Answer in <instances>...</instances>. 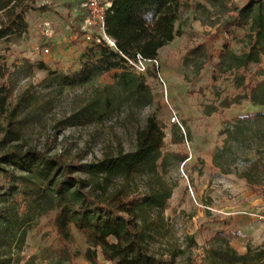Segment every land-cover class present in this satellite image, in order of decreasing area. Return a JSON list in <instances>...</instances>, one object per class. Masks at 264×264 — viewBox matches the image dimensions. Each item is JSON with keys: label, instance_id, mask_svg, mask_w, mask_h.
I'll return each mask as SVG.
<instances>
[{"label": "rangeland", "instance_id": "rangeland-1", "mask_svg": "<svg viewBox=\"0 0 264 264\" xmlns=\"http://www.w3.org/2000/svg\"><path fill=\"white\" fill-rule=\"evenodd\" d=\"M252 1L183 0L178 36L160 50L152 80L145 79L152 102L136 104L117 86L120 71L84 85L62 83L63 75L78 71L95 35L85 28L83 0H34L26 14L28 32L0 40V155L41 153L70 166L96 165L119 151L135 152L138 131L153 117L165 134L155 171L129 180L83 172L73 177L103 198L119 191L128 199L168 192L165 208L141 221L147 252L161 264H230L215 252L247 255L234 264H264V184L251 187L242 178L244 157L264 164V123L245 131V144L227 150L221 167L214 165L225 123L264 112L249 94L263 80L258 65L220 64L226 45L233 55L249 53L254 13L241 25L237 17ZM199 48L206 53L198 55ZM257 97L264 100V89ZM254 178L262 180L264 173ZM55 216L32 214L20 229L0 223V259L92 264L85 235L71 228L65 240ZM98 264H110L100 252Z\"/></svg>", "mask_w": 264, "mask_h": 264}, {"label": "trees", "instance_id": "trees-1", "mask_svg": "<svg viewBox=\"0 0 264 264\" xmlns=\"http://www.w3.org/2000/svg\"><path fill=\"white\" fill-rule=\"evenodd\" d=\"M183 0H112L106 11L107 35L115 42L109 47L105 42L92 38L80 59L81 64L72 75H63L65 86L84 85L105 73L120 71L116 75L117 86L127 98L136 104H150L152 95L144 76L134 75L127 65L128 59L140 55L144 59H157L159 52L178 36V21ZM258 4L253 10L252 3ZM34 0H0V40L21 37L29 30L26 14L33 9ZM253 11V12H252ZM253 15L254 37L249 53L233 55L229 47H223L221 65L231 61L237 67L257 64V74L263 80L251 89L250 96L256 106L262 107L257 92L264 89V0H253L238 14L239 25ZM195 52L202 56L205 50ZM58 75V73H54ZM0 96V105L3 102ZM230 106L232 103H225ZM264 123V112L238 117L225 123L222 134L224 147L217 151L214 165L221 167L222 155L231 148L244 143L245 131ZM165 134L159 123L149 118L144 129L137 133V146L133 153L119 151L115 157L106 158L91 166L66 165L57 158L41 153L18 154L9 152L0 155V223L12 224L15 229L29 221L32 214L56 213L58 234L70 240L71 228L84 234L88 248L87 261L98 264V253L110 264H161L150 256L145 247L144 216L157 214L165 208L169 193H154L128 199L121 191L110 197H100L93 190H85V182L73 177L83 172L93 177L106 179L123 177L126 180L146 171H155L160 159ZM251 151V145H245ZM242 163L243 173L249 186H262L264 179L257 181L254 175L264 173L262 161H253L247 156ZM227 169V170H226ZM224 169L228 172L229 168ZM2 247V245H1ZM216 257L230 264L247 259L245 256L215 252ZM0 264H8L0 259Z\"/></svg>", "mask_w": 264, "mask_h": 264}, {"label": "built area", "instance_id": "built-area-1", "mask_svg": "<svg viewBox=\"0 0 264 264\" xmlns=\"http://www.w3.org/2000/svg\"><path fill=\"white\" fill-rule=\"evenodd\" d=\"M83 5L86 9V18L84 22L85 28L94 34L97 39L105 42L109 47L114 48L115 42L107 35L105 28L107 6L102 5L98 0H83ZM43 53L49 54V49L45 48ZM127 65L130 70L135 72L138 76H144L150 80H152L150 71H157L159 67L157 59L148 60L140 55H137L134 59H128ZM156 76H158V74ZM157 80H159V76L157 77ZM159 81L164 84L162 79ZM44 264L48 263L45 262Z\"/></svg>", "mask_w": 264, "mask_h": 264}, {"label": "crops", "instance_id": "crops-1", "mask_svg": "<svg viewBox=\"0 0 264 264\" xmlns=\"http://www.w3.org/2000/svg\"><path fill=\"white\" fill-rule=\"evenodd\" d=\"M101 1H104V5H106L107 8H109L111 6V1L112 0H101Z\"/></svg>", "mask_w": 264, "mask_h": 264}]
</instances>
